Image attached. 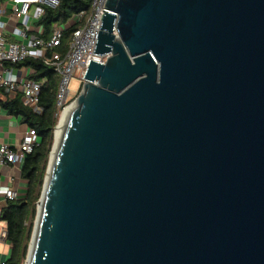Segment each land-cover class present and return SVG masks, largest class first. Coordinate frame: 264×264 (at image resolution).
Instances as JSON below:
<instances>
[{
  "label": "water",
  "instance_id": "95a60500",
  "mask_svg": "<svg viewBox=\"0 0 264 264\" xmlns=\"http://www.w3.org/2000/svg\"><path fill=\"white\" fill-rule=\"evenodd\" d=\"M25 264H264V0H106Z\"/></svg>",
  "mask_w": 264,
  "mask_h": 264
},
{
  "label": "built area",
  "instance_id": "2783aa9c",
  "mask_svg": "<svg viewBox=\"0 0 264 264\" xmlns=\"http://www.w3.org/2000/svg\"><path fill=\"white\" fill-rule=\"evenodd\" d=\"M106 0H91L89 10H83L74 14L67 25H77L72 31L65 45L63 44L62 29H54L49 36L42 37V31L32 34L30 27L11 28L10 35L19 42L9 41L5 35H0V90L7 93L20 92L24 105L38 111L41 85L22 76L18 80H12L13 71L4 66L19 65L27 59L41 62L47 68L53 70L58 76L55 93L54 117L57 124L61 120L64 110L70 104L69 83L75 73L79 74L80 88L85 84L82 79L90 61L104 64L109 54H93L98 33L101 26V17L105 12L103 6ZM59 5V0H11V14L16 22L26 17L32 7H35L34 19L38 22L47 8L54 9ZM104 11V12H102ZM6 23L0 22V30H4ZM62 47L64 48L63 50ZM20 71V70H19ZM53 131V136L55 135ZM37 142V134L34 129L27 128L22 135L15 150L8 145H0V162L2 164H16L31 154ZM4 197L7 201H15L17 193L8 189ZM0 208V216H1Z\"/></svg>",
  "mask_w": 264,
  "mask_h": 264
},
{
  "label": "trees",
  "instance_id": "16d2710c",
  "mask_svg": "<svg viewBox=\"0 0 264 264\" xmlns=\"http://www.w3.org/2000/svg\"><path fill=\"white\" fill-rule=\"evenodd\" d=\"M90 2L91 0H59L56 8H47L37 22L43 30L41 36H49L54 29L64 27L74 14L89 10ZM76 28L77 25H66L62 29L64 45ZM63 49L62 47L61 50ZM21 66H27L31 70L29 80L41 85L38 111L24 106L18 95L1 102V105L8 114L20 117L22 122L35 130L37 142L32 153L24 158L20 172L21 178L27 181V191L24 197L15 201H7L6 206L1 210L0 220L6 226L5 239L12 249L10 258L4 264H25L36 217V204L43 189L54 141L53 131L57 124V119L54 117L56 113L54 101L58 76L41 62L32 59H27L17 65V67Z\"/></svg>",
  "mask_w": 264,
  "mask_h": 264
},
{
  "label": "crops",
  "instance_id": "0c3cea01",
  "mask_svg": "<svg viewBox=\"0 0 264 264\" xmlns=\"http://www.w3.org/2000/svg\"><path fill=\"white\" fill-rule=\"evenodd\" d=\"M34 13L35 7H32L26 17L19 22H16L11 14V0H0V22L6 23L5 29L3 31L0 30V35H5L9 41L19 42V40L10 35V31L13 27H23V25L29 26L32 34H38L41 31L43 33L42 27L38 26L37 22H35ZM64 27H61L60 29H64ZM4 67L13 71V74L11 75L12 80H18L21 76L24 79H28L31 73V70L27 66L17 67V65L6 64ZM15 95L21 97L22 100V94L20 92L7 93L0 90V145H8L13 150H15L22 135L28 128V126L21 121L20 117L8 114L1 105V102L12 99ZM23 161L16 164H2L0 162L1 209L6 206L7 200L5 199L4 194L8 189H12L17 193L18 197L16 200L20 198L22 199L27 191V181L22 179L20 174ZM5 236L6 226L5 223L0 220V264H4L10 258L12 252L11 246L6 241Z\"/></svg>",
  "mask_w": 264,
  "mask_h": 264
},
{
  "label": "rangeland",
  "instance_id": "374dc122",
  "mask_svg": "<svg viewBox=\"0 0 264 264\" xmlns=\"http://www.w3.org/2000/svg\"><path fill=\"white\" fill-rule=\"evenodd\" d=\"M83 86H84V84H83ZM83 86L81 87V89L79 91V88H80L79 74L78 73H75L73 75L72 79L70 80V83H69V91H70L69 92V96H70V98L72 100V101H70V104H71V102L73 103L74 99L79 95V93L81 92ZM53 144H52V146H53ZM37 208H38V205L36 204V211H37ZM34 222H35V220H34Z\"/></svg>",
  "mask_w": 264,
  "mask_h": 264
},
{
  "label": "bare ground",
  "instance_id": "6f19581e",
  "mask_svg": "<svg viewBox=\"0 0 264 264\" xmlns=\"http://www.w3.org/2000/svg\"><path fill=\"white\" fill-rule=\"evenodd\" d=\"M55 138H56V140H57V130L55 131Z\"/></svg>",
  "mask_w": 264,
  "mask_h": 264
}]
</instances>
